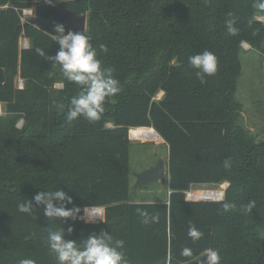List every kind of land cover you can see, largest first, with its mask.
<instances>
[{"label": "trees", "instance_id": "16d2710c", "mask_svg": "<svg viewBox=\"0 0 264 264\" xmlns=\"http://www.w3.org/2000/svg\"><path fill=\"white\" fill-rule=\"evenodd\" d=\"M61 2L87 14L83 32L120 81L122 91L107 99L99 121L66 119L81 88L50 59L60 50L53 39L57 24L49 30L23 25L24 8L34 7V16L48 20ZM255 4L0 0V69L6 77L0 89V264H59L49 236L61 230L81 248L92 235L110 236L113 246L122 240L127 264H188L207 252L217 254L212 264H264V142L240 124L236 97L242 43L264 52V10ZM230 18L235 35L225 25ZM205 50L216 55L218 69L201 83L188 58ZM134 127H153L168 146V201H131ZM223 182L229 185L221 200L187 197L194 185ZM57 191L72 199L54 205L78 210L74 216L48 217L47 205L35 200ZM21 204L29 211L21 212ZM87 207H105L104 220L87 222ZM139 210L159 221L145 224ZM189 224L203 233L200 239L188 236ZM184 248L189 256L181 254Z\"/></svg>", "mask_w": 264, "mask_h": 264}, {"label": "clouds", "instance_id": "9594fccd", "mask_svg": "<svg viewBox=\"0 0 264 264\" xmlns=\"http://www.w3.org/2000/svg\"><path fill=\"white\" fill-rule=\"evenodd\" d=\"M255 7L264 10V0H256ZM229 13V17H231ZM227 31L235 35L238 29L234 26V19L225 21ZM55 32L58 35L53 36L60 50L55 57H51L61 66L60 70L65 80L75 83L81 88L78 95L71 97L70 104L67 107L66 119L71 122L80 117L90 122L99 121L105 112V103L108 98L116 96L122 91L120 81L113 76L111 67L103 66V61L97 58V51L91 43V37L83 31L68 30L66 32L63 23L55 26ZM103 51H107L105 46H101ZM36 52L44 55L42 49L37 48ZM189 64L197 69L196 76L201 83H206V76L214 75L218 69V59L216 55L205 50L188 58ZM64 107L63 104L60 105ZM227 167V165H226ZM71 197L63 191L45 192L35 196L38 203L47 205L46 215L48 217H72L78 210H68L64 207H56L54 200H67L71 203ZM231 205L225 203L223 208L227 211ZM251 207V205L249 206ZM29 206L20 205L21 212H28ZM139 215L144 217L143 222H158V215H150L147 211L139 210ZM71 231V229H69ZM203 233L194 225L189 224L188 236L195 240L202 237ZM111 237L105 235H92L85 242L83 248L79 247L74 241L66 240L64 232L53 231L49 236L50 248L56 254L59 264H127L125 254L121 250L124 246L122 240H117L115 246L110 241ZM182 255L189 256L191 250L184 248ZM213 260H216L217 254L213 252ZM20 264H35L31 259L21 260Z\"/></svg>", "mask_w": 264, "mask_h": 264}, {"label": "rangeland", "instance_id": "374dc122", "mask_svg": "<svg viewBox=\"0 0 264 264\" xmlns=\"http://www.w3.org/2000/svg\"><path fill=\"white\" fill-rule=\"evenodd\" d=\"M32 8L34 9V7ZM25 41V38L21 39V45ZM242 46V70L236 90V97L242 104L239 122L250 131L255 140L264 142V52L251 48L247 42H243ZM3 115H5V107L3 103H0V116ZM22 124L23 121H19L18 125L21 126ZM130 140L131 199L144 200V202L167 199L170 190L168 177L165 180L151 182L142 188H135L136 174L155 165L159 157L164 158L168 164L167 144L164 140L162 142L131 138ZM226 183L228 184V182H223L216 185H194L188 190L187 194L192 195L201 189L224 191ZM85 215L88 221L94 220L93 218H87L86 210ZM98 219L96 221H99Z\"/></svg>", "mask_w": 264, "mask_h": 264}, {"label": "water", "instance_id": "95a60500", "mask_svg": "<svg viewBox=\"0 0 264 264\" xmlns=\"http://www.w3.org/2000/svg\"><path fill=\"white\" fill-rule=\"evenodd\" d=\"M61 21L67 22V27L70 30L75 31H85L87 28V14H78L75 10L68 9L65 7L64 3H59L58 11L48 20H43L40 17L33 16L23 25L26 26L29 23L37 25L42 30H49L53 28L56 24ZM5 72L3 69H0V89L5 82ZM145 129H152L156 131L153 127H141ZM129 138L131 135L129 133ZM168 177V167L164 158L159 157L156 164L143 170L142 172L136 174V185L135 188H142L148 185L151 182H156L159 180H165ZM229 183H226L225 189L223 191V196L221 198H204L202 200H221L224 198L225 191ZM188 199H197L195 197H188ZM101 210H105V207H98ZM211 253L207 252L202 255L199 259L194 260L188 264H211Z\"/></svg>", "mask_w": 264, "mask_h": 264}, {"label": "bare ground", "instance_id": "6f19581e", "mask_svg": "<svg viewBox=\"0 0 264 264\" xmlns=\"http://www.w3.org/2000/svg\"><path fill=\"white\" fill-rule=\"evenodd\" d=\"M131 139L136 140H149V141H157L162 142V137L152 129H145L141 127L131 128L130 129ZM193 197L197 199H204V198H221L223 196V190H198L194 194Z\"/></svg>", "mask_w": 264, "mask_h": 264}, {"label": "built area", "instance_id": "2783aa9c", "mask_svg": "<svg viewBox=\"0 0 264 264\" xmlns=\"http://www.w3.org/2000/svg\"><path fill=\"white\" fill-rule=\"evenodd\" d=\"M34 15V9L32 7L29 8H24L23 12H22V21L26 22L30 17H32ZM29 17V18H28ZM29 42L26 39L25 43L22 45L24 47L28 46ZM19 86L22 87L23 86V81L22 79H19ZM187 197H193V195L191 194H187ZM102 211L100 208L98 207H89L86 211V213L88 215H90L91 217H93L94 219L98 218L101 216Z\"/></svg>", "mask_w": 264, "mask_h": 264}, {"label": "crops", "instance_id": "0c3cea01", "mask_svg": "<svg viewBox=\"0 0 264 264\" xmlns=\"http://www.w3.org/2000/svg\"><path fill=\"white\" fill-rule=\"evenodd\" d=\"M168 158V157H167ZM169 183V182H168ZM170 192H171V190H169V194H170ZM168 198H169V196H168ZM168 198L166 199H164V200H152V201H148V202H165V201H168ZM132 202H144V200H131ZM89 207H87L86 208V211H87V209H88ZM87 214V213H86ZM104 215H105V210L104 211H102V214H101V216H100V219H98V218H96V219H98L99 221H102V220H104ZM87 218H89V219H91V218H93V217H91L90 215H88L87 214ZM85 219H86V215H85ZM94 219V218H93ZM96 219H94V220H89L88 221V219H86V221L87 222H95L96 221Z\"/></svg>", "mask_w": 264, "mask_h": 264}]
</instances>
